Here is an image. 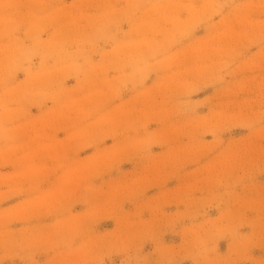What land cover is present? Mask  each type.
I'll use <instances>...</instances> for the list:
<instances>
[{"label":"rangeland","instance_id":"rangeland-1","mask_svg":"<svg viewBox=\"0 0 264 264\" xmlns=\"http://www.w3.org/2000/svg\"><path fill=\"white\" fill-rule=\"evenodd\" d=\"M0 264H264V0H0Z\"/></svg>","mask_w":264,"mask_h":264}]
</instances>
